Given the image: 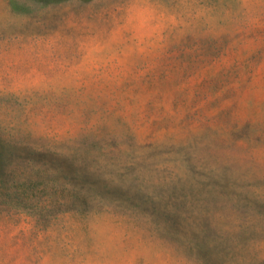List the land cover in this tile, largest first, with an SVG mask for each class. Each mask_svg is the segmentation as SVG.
<instances>
[{
	"label": "rangeland",
	"instance_id": "374dc122",
	"mask_svg": "<svg viewBox=\"0 0 264 264\" xmlns=\"http://www.w3.org/2000/svg\"><path fill=\"white\" fill-rule=\"evenodd\" d=\"M0 264H264V0H0Z\"/></svg>",
	"mask_w": 264,
	"mask_h": 264
}]
</instances>
